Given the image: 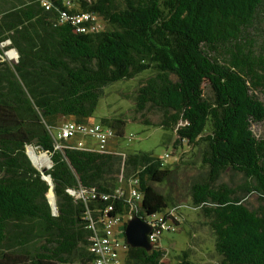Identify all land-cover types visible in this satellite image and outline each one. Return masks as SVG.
Returning <instances> with one entry per match:
<instances>
[{
    "label": "trees",
    "instance_id": "1",
    "mask_svg": "<svg viewBox=\"0 0 264 264\" xmlns=\"http://www.w3.org/2000/svg\"><path fill=\"white\" fill-rule=\"evenodd\" d=\"M81 6L101 17L100 32L81 34L61 23L60 11H77L58 0L50 10L40 0H0V41L10 40L18 52L12 68L37 111L25 127L28 142L52 161L42 174L24 140L0 142V264H91L88 214L99 221L110 205L125 214L130 204L113 194L133 178L143 195L134 216L165 215L179 229V218L170 214H179V206L155 187L172 180L169 164L116 145L100 153L87 138L84 148L66 140L57 148L61 119L90 124L106 87L145 73L134 111L145 116L156 110L159 122L144 124L174 132V149L201 150L207 170L191 185V205L208 220L222 264H264V137L252 129L264 124V0H98ZM100 123L115 131L116 140L124 138L125 120ZM226 171L245 183H221ZM253 193L260 204L250 209L244 200ZM163 258L162 249L130 248L124 264H166ZM182 259L178 264H192L187 252Z\"/></svg>",
    "mask_w": 264,
    "mask_h": 264
},
{
    "label": "rangeland",
    "instance_id": "2",
    "mask_svg": "<svg viewBox=\"0 0 264 264\" xmlns=\"http://www.w3.org/2000/svg\"><path fill=\"white\" fill-rule=\"evenodd\" d=\"M257 32H259L258 29L247 38H253ZM149 75V73H145L133 80L116 82L106 87L90 121L91 123H100L102 118L125 120L127 125L124 138L122 140L115 139L110 146L116 145L121 152L152 153L159 159H162L166 153L170 155L166 164H169L174 170L172 180L165 185H155V187L159 192L170 195L176 206H179L180 226L176 233H165L162 236L164 263H181L183 252H187L192 264H222V257L215 249V236L208 226V220L202 215L200 209L191 205V185L207 170L202 162L201 150L174 149L173 145L178 138L174 132L144 124L145 120L150 124L159 122L160 114L156 110L150 109L145 113V116H139L134 111V98L137 89ZM204 86L206 96H211L212 91L208 85ZM261 98L264 97L261 96ZM36 113V109L12 66L0 64V142L20 138L27 143V148L31 147L25 127L31 123V118ZM65 121V119H61L56 128ZM252 129L257 137H264V124H254ZM132 135L134 138L130 140L129 137ZM220 182L239 187L245 183V180L239 174L226 171ZM244 203L250 209L257 208L260 204L258 195L254 193L248 195Z\"/></svg>",
    "mask_w": 264,
    "mask_h": 264
},
{
    "label": "built area",
    "instance_id": "3",
    "mask_svg": "<svg viewBox=\"0 0 264 264\" xmlns=\"http://www.w3.org/2000/svg\"><path fill=\"white\" fill-rule=\"evenodd\" d=\"M41 6L45 10H50L53 0H40ZM62 6L69 8L71 11L76 10L77 13L68 14L65 11H60V22L70 23L81 34H96L103 29L102 19L93 12L82 11L81 2L92 5L98 0H58ZM11 41H0V64L13 65L18 62L19 55L16 49L10 48ZM57 148H61V142L74 141L78 148H84L85 142L83 138L89 140L90 149L100 153H111V143L116 139L115 131L101 123L77 124L72 121H65L56 132ZM134 135L130 136L132 140ZM170 155L166 153L162 160L165 164ZM84 193L79 196L84 197ZM90 196V195H89ZM87 197V199L89 198ZM96 194H92V199L96 198ZM102 199L108 201L109 195H101ZM113 197L124 198L130 205L128 211L124 214L114 213V206H108L103 216L99 221H93L89 215V229L93 232V245L91 251L95 258L91 264H124V258L131 248L125 238V225L132 219L138 211L137 206L142 203L143 195L140 189L138 178H133L129 181H121L119 188L113 194ZM177 210V209H176ZM178 212V210H177ZM171 216L177 217L178 214L172 210ZM165 215L148 216L146 221L152 228L149 235V242L152 250L159 251L162 249V236L165 233H174L178 227L174 225L172 220H164ZM164 261V258H163Z\"/></svg>",
    "mask_w": 264,
    "mask_h": 264
},
{
    "label": "water",
    "instance_id": "4",
    "mask_svg": "<svg viewBox=\"0 0 264 264\" xmlns=\"http://www.w3.org/2000/svg\"><path fill=\"white\" fill-rule=\"evenodd\" d=\"M27 156L29 157L28 152H27ZM50 162H51L50 167L41 171L42 174H44L48 169H50L52 167L51 159H50ZM49 177L50 176L43 175V179H45L48 184H49V182H48L47 178H49ZM51 188L53 189V186ZM48 199H49V203L52 207L53 213L57 214V207H56L55 199H54V201H51L49 196H48ZM151 232H152L151 226L146 221L135 216L132 219H130L126 224L125 238H126V241L130 245L131 248L143 249L147 252H150L152 250V246L149 242V235L151 234Z\"/></svg>",
    "mask_w": 264,
    "mask_h": 264
},
{
    "label": "bare ground",
    "instance_id": "5",
    "mask_svg": "<svg viewBox=\"0 0 264 264\" xmlns=\"http://www.w3.org/2000/svg\"><path fill=\"white\" fill-rule=\"evenodd\" d=\"M29 149H30V152L28 154H29V157L33 165L40 171L47 169L49 165L51 164L49 156L46 153L37 151V149H35L33 146L29 147ZM47 179H48L49 184L52 186L51 178L49 177ZM50 194H51V198H50L51 201H54L55 197H54L52 190L50 191Z\"/></svg>",
    "mask_w": 264,
    "mask_h": 264
}]
</instances>
